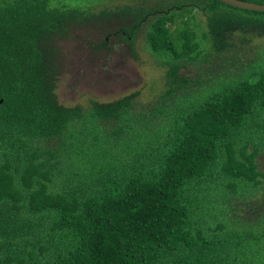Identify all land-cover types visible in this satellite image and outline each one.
Instances as JSON below:
<instances>
[{
  "label": "trees",
  "instance_id": "trees-1",
  "mask_svg": "<svg viewBox=\"0 0 264 264\" xmlns=\"http://www.w3.org/2000/svg\"><path fill=\"white\" fill-rule=\"evenodd\" d=\"M86 1L0 0V264H250L244 239L203 209L216 207L213 193L224 203L237 186L264 188V126L245 128L264 116V70L244 57L264 36V12L218 0L90 11ZM88 25L96 48L134 54L144 29L162 71L149 79L154 105L138 100L147 81L108 102L58 101L57 44ZM254 132L262 140L248 151Z\"/></svg>",
  "mask_w": 264,
  "mask_h": 264
},
{
  "label": "rangeland",
  "instance_id": "rangeland-1",
  "mask_svg": "<svg viewBox=\"0 0 264 264\" xmlns=\"http://www.w3.org/2000/svg\"><path fill=\"white\" fill-rule=\"evenodd\" d=\"M138 1L140 0H87L79 7L84 10L95 11L100 7L121 6L126 3L138 5ZM155 1L148 0L147 5H151ZM196 20H202V16L197 14ZM143 30L137 34L134 43L136 54H134L125 44L116 45L114 41H110L109 50L96 48L95 43L99 38L94 32L98 35V30L93 25L82 28L75 27L71 32L67 29L64 32L67 40L57 44L58 65L60 66V74L56 85L58 101L65 106L82 105L83 107L87 106L90 100L108 102L129 93L135 88H141L142 84L147 81L149 82L147 93L143 94L141 100L140 98L138 100L144 107L154 105V100H156L153 99L156 91L155 87L159 83L157 80L149 79L158 76L162 71L159 69L160 72L157 69L158 65L152 62L153 57L146 50L143 42ZM263 44L264 36L255 38L252 44H248V47L244 50L246 51L244 57L251 59L247 64L251 63L255 67L261 66L262 70H264V58L261 57ZM254 58L258 59L252 60ZM242 69H244V66ZM199 71V67L188 65L184 73L188 76L197 77ZM252 75H256V72ZM258 116L250 115L247 121L248 126H245V128L249 131L255 129L254 124L256 123L264 126V116L262 117V114ZM169 122L167 120V125H169ZM259 140H262L260 134L257 132L252 133L250 141L248 140L251 144L248 151L252 149L253 143ZM262 148L264 150V146ZM236 157H238L237 154ZM256 160L258 161V168L264 169V155L263 157H256ZM221 196V193L216 195L213 193L212 202L216 204V207L210 209L208 205V211L203 209V215L209 214L215 219L210 220L206 216L203 220L209 224L222 223L225 225L224 229H231V233H235L236 240L242 237L244 247L241 249V256H246L250 260V264L260 263L261 259H264V211L259 209L264 208V188H252L251 185L237 186V188L232 189L229 202L224 203L221 201ZM246 210H250V213ZM247 213L250 215L248 219L245 218ZM206 232L204 234L209 236L210 234ZM217 235H223V233L218 232Z\"/></svg>",
  "mask_w": 264,
  "mask_h": 264
},
{
  "label": "water",
  "instance_id": "water-1",
  "mask_svg": "<svg viewBox=\"0 0 264 264\" xmlns=\"http://www.w3.org/2000/svg\"><path fill=\"white\" fill-rule=\"evenodd\" d=\"M218 1H221L233 7L264 12V4H258L244 0H218Z\"/></svg>",
  "mask_w": 264,
  "mask_h": 264
}]
</instances>
